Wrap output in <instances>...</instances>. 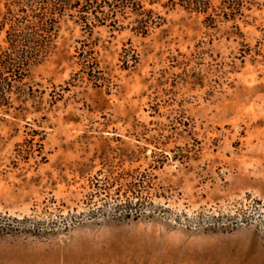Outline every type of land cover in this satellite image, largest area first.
I'll return each instance as SVG.
<instances>
[{
  "label": "rangeland",
  "instance_id": "rangeland-1",
  "mask_svg": "<svg viewBox=\"0 0 264 264\" xmlns=\"http://www.w3.org/2000/svg\"><path fill=\"white\" fill-rule=\"evenodd\" d=\"M168 1L155 7L164 24L144 37L88 36L64 21L10 88L0 219L22 224L0 229V264H264V0L236 22L241 37ZM209 2L218 11L221 0ZM88 46L97 86L77 64ZM135 173L166 214L113 215L135 200Z\"/></svg>",
  "mask_w": 264,
  "mask_h": 264
},
{
  "label": "trees",
  "instance_id": "trees-1",
  "mask_svg": "<svg viewBox=\"0 0 264 264\" xmlns=\"http://www.w3.org/2000/svg\"><path fill=\"white\" fill-rule=\"evenodd\" d=\"M159 2L160 0H0V33H4V46L0 50V108L10 103V88L14 84H20L30 68L38 65L50 53L61 23L68 20L88 36L95 28L104 27L111 31L129 28L132 33L144 37L164 24V18L155 11ZM168 3L190 13L204 15L208 28L215 27L217 20L231 22L233 34L240 37L242 35L236 22L242 20L244 12L250 11L256 4L255 0H221L218 11L212 9L213 13L209 14V0H170ZM130 17L133 20L124 27V22ZM77 58L79 71L86 74L95 86L102 84V79L95 76L102 71L93 47L82 48L77 53ZM145 179L144 174L135 173V181L129 184L127 191L135 200L118 202L113 215L119 213L126 219L131 217L136 220L148 208L152 213L166 214L164 209L152 207L147 201L148 196L143 195L144 192L148 193L149 188ZM104 187L95 189V194L105 192ZM94 214L95 211L91 210L85 215L71 217L65 220L64 226L67 228L70 224L93 220ZM82 216H85L84 220ZM241 216L242 223H247L244 215ZM19 224L22 222L18 220L0 219L1 230L9 231L20 226ZM223 224L221 222V226L225 227ZM233 226L235 225L232 224Z\"/></svg>",
  "mask_w": 264,
  "mask_h": 264
}]
</instances>
